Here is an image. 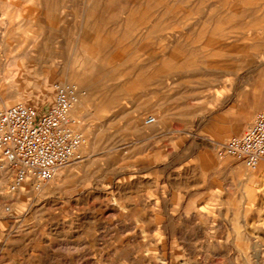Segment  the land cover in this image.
Instances as JSON below:
<instances>
[{
	"label": "rangeland",
	"instance_id": "374dc122",
	"mask_svg": "<svg viewBox=\"0 0 264 264\" xmlns=\"http://www.w3.org/2000/svg\"><path fill=\"white\" fill-rule=\"evenodd\" d=\"M59 82L82 157L12 192L0 153V264H264V160L219 153L264 109V0H0V111Z\"/></svg>",
	"mask_w": 264,
	"mask_h": 264
},
{
	"label": "built area",
	"instance_id": "2783aa9c",
	"mask_svg": "<svg viewBox=\"0 0 264 264\" xmlns=\"http://www.w3.org/2000/svg\"><path fill=\"white\" fill-rule=\"evenodd\" d=\"M55 100L39 111L26 103H15L0 111V153L14 172L11 188L26 182L40 187L57 171L80 159L85 135L78 130L70 112L78 100L75 85L55 84ZM222 155H232L250 168L264 160V109L241 135H234L219 147Z\"/></svg>",
	"mask_w": 264,
	"mask_h": 264
},
{
	"label": "bare ground",
	"instance_id": "6f19581e",
	"mask_svg": "<svg viewBox=\"0 0 264 264\" xmlns=\"http://www.w3.org/2000/svg\"><path fill=\"white\" fill-rule=\"evenodd\" d=\"M78 99H79V98H78ZM77 102H78V100L75 102V104H76ZM14 104H15V103H14ZM75 104L73 105V107H72V109H71V112H74V111L78 110V107L81 106L82 103H80V104H76V105H75ZM71 112H70V113H71ZM70 117H71V116H70ZM71 118H72V117H71ZM154 122H155V118H154V117H149V118L146 120V124H152V123H154ZM82 145H83V144H82ZM82 145H81V146H82ZM80 148H81V147H80ZM217 151H218V150H217ZM1 160H2V158H1ZM2 161H3V160H2ZM80 161H81V160H80ZM1 163H2V162H1ZM259 165H260V163H259ZM259 165H258V166H259ZM0 166H1V165H0ZM258 166H257V167H258ZM66 167H67V166H66ZM5 168H6V166H5ZM7 170H9V169H7ZM60 170H61V169H60ZM5 171H6V170H5ZM11 171H12V170H11ZM60 172H61V171L57 172L56 174L58 175ZM6 174H7V172H6ZM56 174H55V175H56ZM53 179H54V178H53ZM21 187H22V186H19L17 189H12V188H11V191H12V192H16V191L19 190ZM39 190H40V189H39Z\"/></svg>",
	"mask_w": 264,
	"mask_h": 264
},
{
	"label": "crops",
	"instance_id": "0c3cea01",
	"mask_svg": "<svg viewBox=\"0 0 264 264\" xmlns=\"http://www.w3.org/2000/svg\"><path fill=\"white\" fill-rule=\"evenodd\" d=\"M251 125H252V124H251ZM251 125H250V126H251ZM250 126H249V127H250ZM242 134H243V133H242Z\"/></svg>",
	"mask_w": 264,
	"mask_h": 264
}]
</instances>
